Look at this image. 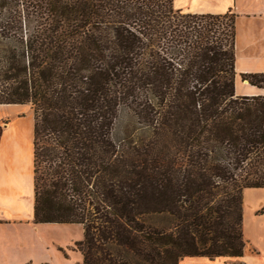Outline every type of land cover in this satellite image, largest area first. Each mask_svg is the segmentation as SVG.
I'll list each match as a JSON object with an SVG mask.
<instances>
[{
    "label": "trees",
    "instance_id": "1",
    "mask_svg": "<svg viewBox=\"0 0 264 264\" xmlns=\"http://www.w3.org/2000/svg\"><path fill=\"white\" fill-rule=\"evenodd\" d=\"M235 36L234 14L173 0H0V104L34 113L33 220L80 225L81 264L243 255L264 94H235Z\"/></svg>",
    "mask_w": 264,
    "mask_h": 264
},
{
    "label": "crops",
    "instance_id": "2",
    "mask_svg": "<svg viewBox=\"0 0 264 264\" xmlns=\"http://www.w3.org/2000/svg\"><path fill=\"white\" fill-rule=\"evenodd\" d=\"M173 7L192 14H234L235 29L237 27L238 31L239 26H242L246 39L243 48L238 49L236 43L235 94L245 96L264 94V89L250 84L247 80L246 85H242L241 82L243 74L264 73V0H173ZM237 38L238 34L236 42ZM13 106L20 105L0 104V110ZM3 117L0 116L2 140H0V264L32 263L28 251L24 252L25 256L23 255L19 262H16V257L23 252L19 251L21 249L14 240L27 245L30 239L25 235L23 227L32 231L44 223H35L33 220L31 193L27 192L24 195L19 190H14V184L23 181L20 175L24 162L15 146L17 137L9 130L11 124L3 121L5 119ZM29 150L33 153V145L32 150L31 148ZM29 168L30 165L27 163L25 180L29 177L28 172L31 171ZM50 224L63 228L76 225ZM242 231L246 240L242 256H218L213 259L206 256H185L178 264H264V187L243 190Z\"/></svg>",
    "mask_w": 264,
    "mask_h": 264
},
{
    "label": "rangeland",
    "instance_id": "3",
    "mask_svg": "<svg viewBox=\"0 0 264 264\" xmlns=\"http://www.w3.org/2000/svg\"><path fill=\"white\" fill-rule=\"evenodd\" d=\"M237 34L238 38L236 42ZM245 42L244 29L242 26H239L237 31L236 27L235 51L236 43L238 49H240L245 46ZM243 81L245 80H241L242 85H246ZM0 116H4L3 118L5 119L3 121H8V124H11L9 130L13 133L14 137H17L15 140V146L20 152L24 162L21 167L20 175V178L23 181L16 182L14 184V190H19L24 195H26L27 192L31 193V196H33L32 203L34 207L33 153L29 150L30 148L32 150L33 145V110L29 104L6 107L0 110ZM133 122L134 119L132 116L126 111H122L114 123L112 131L113 139L116 142H121L126 136L130 126L133 125ZM27 163L30 165L29 170L31 169V171L28 172L29 177H26V181L24 174L27 173V170H25V165ZM23 230L30 240L27 245L20 244L17 240H14V243L17 244L19 249H21L19 251L23 252L20 256L16 257V262H19L21 257L23 255L25 256L24 252L28 251L31 256V264H81L82 256L75 246V242L83 237V228L81 226L76 224L71 226V228H63L59 225L53 226V224L44 223L36 230L32 229V231H29L27 227H23Z\"/></svg>",
    "mask_w": 264,
    "mask_h": 264
},
{
    "label": "bare ground",
    "instance_id": "4",
    "mask_svg": "<svg viewBox=\"0 0 264 264\" xmlns=\"http://www.w3.org/2000/svg\"><path fill=\"white\" fill-rule=\"evenodd\" d=\"M245 84H247V81H243Z\"/></svg>",
    "mask_w": 264,
    "mask_h": 264
}]
</instances>
